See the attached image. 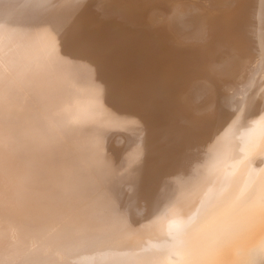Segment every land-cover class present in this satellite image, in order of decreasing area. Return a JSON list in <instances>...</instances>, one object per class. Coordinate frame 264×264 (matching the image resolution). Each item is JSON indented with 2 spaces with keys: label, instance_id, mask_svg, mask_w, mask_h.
<instances>
[{
  "label": "bare ground",
  "instance_id": "6f19581e",
  "mask_svg": "<svg viewBox=\"0 0 264 264\" xmlns=\"http://www.w3.org/2000/svg\"><path fill=\"white\" fill-rule=\"evenodd\" d=\"M0 264H264V0H0Z\"/></svg>",
  "mask_w": 264,
  "mask_h": 264
}]
</instances>
